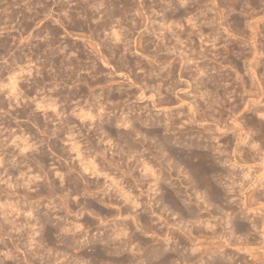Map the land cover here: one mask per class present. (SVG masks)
I'll return each instance as SVG.
<instances>
[{
  "label": "rangeland",
  "instance_id": "rangeland-1",
  "mask_svg": "<svg viewBox=\"0 0 264 264\" xmlns=\"http://www.w3.org/2000/svg\"><path fill=\"white\" fill-rule=\"evenodd\" d=\"M109 1L114 4L113 7L116 8L110 7L112 4ZM81 2H83V0H0V86L2 85L0 89V127L10 126V132L19 135L26 133L28 135L24 142L19 141L15 145H9L10 151L13 154H18V156H21L18 152L19 148H21L20 145L26 148L24 152L27 153V165L21 164L12 166L11 164H6L5 168L8 170L7 173H0V264H200L201 260L186 262L182 259L184 255L190 253L189 249L194 241L195 243H200V250H203L200 253L203 257L202 262H205L203 264H206L207 259L211 258V256L208 255L209 253L206 254V252L210 249H215L214 247L218 248V246H221L218 250L219 253L217 252L214 254L215 258L218 259L217 264H264V0H128V2L127 0H87L88 4H83ZM90 2L92 6H89ZM94 2H96V4ZM97 2L103 3V5H99ZM124 2L128 4H126L128 12L124 16H121L123 15L122 13L114 14L112 16L114 22L111 21V25L116 27V29L121 28L122 31L131 30L126 32L130 43L129 45L134 46L136 42H138L139 36L141 37L139 43L136 44L137 46H134L137 50L139 49V54L133 52L132 50L134 47L131 46L132 48L130 47L131 51L128 56H135L133 57L134 59L139 58L138 60L141 65H145V67L144 69H135L133 73H130L128 70L130 74L125 70L126 67L123 68L122 70L124 71L121 70L120 72L122 73L120 74H129L130 79L135 83L129 85L132 81L123 79L125 77H119L117 73H115L112 79V81H114L112 86L116 87V85H118L117 87L126 88V90H128L136 88V86H141L143 83H146V81L147 83L149 81L150 84L148 83L147 86L149 88L145 87L144 89L147 90L145 91L144 98L136 100L134 97H131L126 101L125 97H123V101L121 100L124 102L123 104H118L122 103L121 101L114 103L117 107L112 104L114 107L112 106L113 108L111 107V110L109 109V116L114 113L120 115V110L129 105L133 109L126 114L128 118L130 114L131 120H135L136 123H139V120H136V116L144 119L145 116L150 113L151 117L148 116V118L155 119L156 123L154 126L160 128H165V118H170V116L175 118L179 116V121H184V124L178 121L179 123L174 125L175 129L170 130V132L166 130L163 132L162 128V133L173 138V142L174 139H192L196 136L198 131L199 135L203 134L204 136L212 133L211 139L207 137H203L204 140L202 139V141H204L203 144L209 145L208 149L203 146L199 147L198 150H207L206 152L211 154V160L213 159L212 165L216 173L218 172V174H221L223 172L222 175H217L218 177L215 175V177L212 178V182H215L213 185H216H214L215 188L220 189V191L221 189L223 190V186L226 185L223 175L226 171H229L232 173V178L235 180V191H230L225 187L223 191H226H221L223 195L219 198L220 200L209 201L208 194L205 190L206 188H204L205 186L202 185L197 192L194 191L195 189L192 188L193 186H190L193 185V181L189 179V176L192 174L190 172L191 168H189V171L187 169L190 163L186 165V163L176 159L174 156H168L167 158H170L167 159L166 162L178 167H171V165L169 169L171 176L166 180L168 182H161L170 189H172L171 187L180 189L186 203L189 198L193 199L191 200V203H193L194 199L199 197H196V194H202L201 196L204 198H198L200 200H198V202H202V199H205L206 202L208 201L211 203L207 205L208 207L210 206L207 210L201 211L204 213V217H210L211 222L213 221L212 223L214 224L213 227L216 228L218 232H223L225 234L232 228V234H230L227 240L229 244L226 241L228 236L224 237L225 239L220 237H214V239L207 238V236H210L209 229H206L202 224L200 228L205 232L203 231V233L199 234H196L194 231L193 233L190 232V238H188L187 234H184L186 230L190 231L200 224L192 221L193 219H189L185 215H181L177 209L171 207L167 200L162 201L159 197H161V192L164 191V189H157L155 191V188H153V191H147L148 186L145 187V185H148V183L143 182V184L145 183L143 185L144 188L141 186V189L135 184L136 182L134 183L132 177L139 175L140 166L136 165L134 157L131 156L130 160V156H128V154L125 155V143L116 135H110L109 138L112 137L111 140L106 142V138H103V134H100V131V135L98 134L99 136L96 135L97 130L90 133L91 138L95 139V141L99 137L98 141H100L101 147L109 148L107 156L109 157L112 153L113 159H118V163L123 166L119 168L116 166H106L104 172L107 176L98 175L95 177L88 172L83 173L84 179L90 182L89 187L91 185H97L95 187L91 186L90 188L88 187V189L85 187L84 190L75 189L76 191L70 188L66 189V181L64 180V176L66 175L65 169L66 166L72 164V159H65L64 162L63 158L68 156L65 155L64 157L57 158L56 153L51 150L48 144V133L45 130L43 132L42 129L44 127L41 125V110H36L35 106L30 101L29 103L21 102L18 104H14L15 102L12 101V97L14 96L32 97V88L29 86L32 85L30 81L35 76L39 80L43 79V82L45 81L43 83L44 85L50 83L55 84V87L63 92L76 88L78 91L83 88L82 91L77 92L79 94L76 97V100L82 102L85 101L86 94L90 90L95 92L101 91L102 89L100 86L102 84L94 85L93 87L95 88H89L88 85H85V81L90 80V75L83 67L87 66V64L89 65L90 62L84 56L77 55L78 51L76 48L78 46V48H86L88 51L90 50L93 52H91L92 55L95 54L94 50L89 47L87 43H93V41L94 43H98L102 41L104 33L98 30L97 35H93L89 30L90 27H97V24L105 19L103 16L104 8L110 7L113 10L117 9L120 11L121 7L123 10ZM94 4L95 7H93ZM115 5L121 7L119 8ZM85 7H88L87 10L89 7H91L90 9H95H89L90 11H95L93 12V19L89 21L86 20L89 11H86ZM130 7H132V9H130ZM102 16L104 18L103 20ZM71 17L74 18L72 19ZM126 17L129 18L127 19ZM149 21L151 22L149 23ZM73 22H75V24ZM81 22L83 23L82 26L76 24ZM166 24H170L168 26L178 31L180 36L182 33L183 38L182 36H178L180 39L179 41H169L172 37H170V31L167 30L166 32V29H164V27L167 26ZM147 25L148 27L155 28L156 32L160 34L163 31L165 40L159 41L160 37L157 38V33L149 34L147 32L143 34V30ZM70 26L72 27L70 28ZM51 27L57 29L56 39L52 44L53 48L58 50L57 53H55L57 57H55L60 60L63 58L66 59L67 57L72 58V65L76 64L78 61L76 64L77 68L75 67L72 70L64 68L62 67V64L65 63L64 61L59 64V61H54L56 60L55 58L51 60L43 56L49 48V46H45L46 41L49 39V34H47L45 30ZM99 35H101V37ZM97 38L99 40H97ZM135 39L136 41L134 42ZM174 43H176L175 49L171 46ZM200 45L201 48H199ZM35 47H38L37 50ZM145 47L148 49L146 48V52L142 51L143 54L140 55L141 49ZM28 48L30 51L34 49L32 50L33 52L31 51L32 54L30 51V54L27 52L29 50ZM43 48H45V50H43ZM102 48L101 50H103ZM86 49L84 53L87 52ZM157 49H159L158 53H156L158 56L155 55V50ZM169 49L171 51H169ZM172 49L173 51L176 49L179 51L176 50L173 52ZM199 49H206V58H198ZM26 52L29 55L31 65H28V60V62L24 60L26 57L24 58L23 55ZM150 52L151 55H154V58L156 57V62L152 65L156 69L153 73H157V75L150 74V76H148L149 72L145 71L149 69L147 60L152 57L151 55H147L148 57L144 56ZM179 52L181 54H179ZM183 52L185 56L189 58L187 61L186 58L182 56L184 55L182 54ZM17 53H20L23 58H21L20 54L18 56ZM15 57L17 58L16 63ZM20 58L21 60H18ZM180 58H183L181 62ZM184 58L186 61L184 66L186 67L182 68ZM17 62L21 64H17ZM97 62L98 65L101 66L98 60ZM13 63L15 64L13 65ZM193 63H200L202 68L203 66L206 67V69L203 68L206 73L202 75V77L195 74L194 66L196 64L193 65ZM16 64L17 67L25 65L23 67L31 69L32 75H22L23 77L21 76L17 79L18 82L16 81L15 89L11 91L9 75L19 74L17 72L18 68L15 67ZM107 69L108 68L101 66V72L99 74H105L108 72ZM12 70L16 73H13ZM34 70L37 72L35 73ZM38 71L41 74L37 77ZM86 73L88 75H86ZM69 74L73 75L69 77ZM136 74L138 77H134ZM122 79L124 81H122ZM200 80H202V83H199ZM27 82H29L30 85H28L29 83ZM84 89L86 91H84ZM157 89L159 91H157ZM156 91L159 92V94L157 93L158 96ZM149 94L156 95L153 99L156 101L155 98H157V102L154 101V103H151L152 101L147 98ZM64 102L65 101H60L57 106L60 104L63 105ZM217 102L218 104H216ZM195 103L197 105L199 104V107ZM71 104L72 102L64 103L65 106L63 105V108H65L66 114H69L70 109H68V106ZM188 104H191V106H193L192 108L195 109H192L193 112L195 111L193 116L196 114L194 117H189L191 111L188 109ZM161 105L166 107L162 108ZM24 111L25 113H23ZM47 112L50 114L51 110L48 109ZM56 122L57 120L53 123ZM190 122L192 123L190 124ZM183 125L189 127L188 129H190V132H188L189 135L185 134L183 138H180L181 136L178 135L184 132L183 129L180 131V128L184 127ZM218 126L220 127L218 128ZM117 128L123 129L122 126H118ZM139 128H141L142 132L139 133L138 136H135V139L138 138L137 141L143 143L144 141L147 143L151 140V143L160 141L157 139L158 136L153 139L149 137V140L144 131L145 126L142 124H140ZM236 130L238 133H236ZM198 139L200 140L201 138L198 137ZM250 140L252 141L250 142ZM121 141L122 143H120ZM32 143H34V146L31 145ZM55 144L60 146V140L55 141ZM177 144L178 143H175L174 145L176 146ZM217 147L221 152L223 150V152L220 153ZM156 149L157 148L154 147L153 150L156 151ZM41 150L45 151V158L43 161L40 158ZM146 152L147 150L141 146L137 153L140 155ZM118 156H120L121 159ZM225 158L227 160L230 159V161H227ZM234 159L235 161L233 162L235 163L231 162ZM35 160H38L43 166L41 167V165H39L40 163H37ZM73 161L75 162L74 159ZM121 161H123V163ZM125 162L127 163V167H125ZM76 163L77 162H75V167H73L74 169H72L70 173L78 179L80 173H77V171H79V166L77 165L78 163ZM18 167L21 171L23 170L24 175H20ZM130 167H132V169ZM128 169H130L128 171L129 173L123 172ZM155 169L157 171L158 167L155 166L154 170ZM24 177L26 178L25 180L29 181L26 183V186L27 184L31 186H27V188L26 186L24 187L22 183ZM111 178H113V180L115 179V187L114 184L110 182ZM49 186L55 188L51 193L48 192ZM35 188L38 191L35 194H31V196L30 193L27 192L30 197H26L27 194L24 193L28 190H34ZM123 190L126 195L128 194L131 197V200L136 196V199H139V204L137 202L134 206V204H131L132 202L124 200V195H121L124 194ZM226 197L227 199L225 200L224 198ZM28 203H30V206ZM228 204L230 207H228ZM241 204H244V206H241ZM17 206L22 207L21 209L31 207L34 217H30L27 220L22 217L15 221L18 224L13 223L14 217H10V209L14 211V208ZM203 206H206V203H203ZM117 207L118 209L120 207V209L118 210ZM208 211L210 212L209 214L207 213ZM139 216L142 218L145 216V220L140 219L141 217ZM134 219L137 221L135 222ZM227 219H230V222L226 223ZM238 227L241 228V230H239ZM202 234L204 236H202ZM167 237L168 239H166ZM192 237L196 239L188 240ZM66 241H68L69 244H65ZM8 249L10 252L6 255L5 253ZM156 252L162 254L155 257L154 255ZM223 252L225 254L227 253V255L223 254ZM180 254L182 255L181 258ZM163 256L167 257L163 260L160 259L163 258Z\"/></svg>",
  "mask_w": 264,
  "mask_h": 264
},
{
  "label": "bare ground",
  "instance_id": "bare-ground-1",
  "mask_svg": "<svg viewBox=\"0 0 264 264\" xmlns=\"http://www.w3.org/2000/svg\"><path fill=\"white\" fill-rule=\"evenodd\" d=\"M70 1V0H69ZM76 1H78V0H76ZM80 1V0H79ZM88 1H91V0H88ZM124 1V0H123ZM72 2V1H71ZM93 2V1H92ZM101 2V1H100ZM106 2V1H105ZM110 2V1H109ZM127 2H128V0H127ZM80 3V2H79ZM81 3H86V4H88V2H87V0L85 1V0H83V2H81ZM95 4H96V2H94ZM97 3H99V2H97ZM111 3V2H110ZM76 4V3H75ZM91 4V5H90ZM90 4H89V6H92V3L90 2ZM95 4H94V6L93 7H95ZM101 3H99V5H100ZM112 4V3H111ZM110 4V5H111ZM127 4V3H126ZM126 4H125V2H124V4H123V10H122V7H121V10L119 11V10H113L112 8H116V7H113V5L114 4H112V6H110V7H112V8H110V7H106V9H105V11H104V9H103V12H104V17H105V19L103 18V16H102V22H100L99 24H97V27L95 26V28L92 30V31H94L95 33H97L98 32V30L99 31H101V32H103L104 34H103V36H104V38L102 39V41H99L98 43L97 42H95L94 43V41H93V43H91V42H89V43H87L88 45H89V47H91L93 50H94V53L95 54H91V52L92 51H88L86 48V51L87 52H85L84 53V51H85V49L83 50L81 47L80 48H76L77 49V51H78V54L77 55H80V56H84L89 62H90V64L88 65L87 64V66H84L83 67V69H85V71H87V73L90 75L89 77V79L90 80H88V81H85V85H88V87L90 88V87H93L94 85H96V84H102L101 86H100V88L102 89L101 91H99V92H95V91H92V90H90L87 94H86V98H85V101H78V100H76V97H77V95L79 94V93H77V92H79V91H82L83 90V88H82V90L80 89V90H76V89H70L69 91H66V92H63V91H61L60 89H57L56 87H55V84H52V83H50V84H46V85H44L43 83L45 82H43V79H41V80H39V79H37L36 78V76L35 77H33L32 78V80L30 81L31 83H32V85L31 86H29L30 88H32L31 90H32V92L31 93H33V95H32V97H30V98H27L26 96H23V97H17V96H14V97H12V101H14L15 103L14 104H18V103H21V102H24V103H29V101L30 102H32L33 103V105L35 106V109L36 110H41V119H42V124L41 125H43V127L44 128H42L43 129V132H44V130L45 131H47V137H49V146L51 147V150L53 151V152H55L56 153V156H57V158H60V157H64L65 155L66 156H68V157H64L63 158V160H64V162H65V159H68V158H70V159H72V164L71 165H69V166H66V169H65V173H66V175L64 176L65 178H64V180L66 181V186H67V188L66 189H73V190H75V189H79V190H81V189H83L84 190V188L85 187H87V189H88V187H89V184H90V182L87 180V179H84V176H83V173H86V172H88L90 175H94L95 177L96 176H98V175H103V176H107L106 175V173L104 172V170L106 169V166H116V167H122L123 165L122 164H119L118 163V159H116L115 160V158L113 159V157H112V153L110 154V156L108 157L107 156V153H108V150H109V148H105V147H101V145H100V141H98L99 140V137H98V139L95 141V139H92L91 138V136H90V133L91 132H93L94 130L96 131V135H98L99 134V131H100V134H103V138H106V142H109L110 140H111V138H109V136L110 135H116L118 138H120L125 144H124V147H125V152H126V154L125 155H127L128 154V156H130L129 157V159L131 158V156L132 157H134V160L136 161V165L137 166H140V173H139V175L138 176H133L132 177V179H133V181H134V183L137 185V186H139L140 187V189H141V186H142V188H144L143 187V185L145 184H143V182H146V183H148V185L146 184L145 185V187H147L148 186V190L147 191H149V190H151V191H153L152 189L153 188H155V191L157 190V189H164V191H162L161 193H162V195H161V197H159V198H161V200L162 201H165V200H167L168 202H169V204L171 205V207L172 208H174V209H177L179 212H180V214L181 215H185V216H187L189 219H193L192 221H194V222H197L198 224H200L199 226H197L196 228H194V229H192V230H190V231H187L186 230V232L184 233V234H187V237L188 238H190V234L191 233H193V231L196 233V234H199V233H203V229L202 228H200V226H201V224H202V226H204L206 229H209V235L210 236H207V238L209 237V238H213L214 239V237H220V238H224V237H227L226 238V241L229 239V236H230V234H232V228L227 232V233H221V232H218V230L216 229V228H214L213 226H214V224L211 222V220H210V217L209 218H207V217H204V213L203 212H201V211H203V210H207V208H209L207 205H210L211 203L210 202H206L205 201V199H202V202H198V198H200V197H203V196H201V195H197L196 194V197L197 196H199L198 198H196V199H194V201H193V203H191V200H193V199H191V198H189L188 199V202L186 203L185 202V198L184 197H182V193L180 192V189H178V188H173V187H171L172 189H170V188H168L167 186H165V184L163 185L162 184V182L161 181H166L171 175V172L169 171V169H170V166L171 167H173V166H176V165H173V164H168V162H166V160L167 159H169L171 156H174V157H176V159H178V160H182V162L183 163H186V165H188L187 163H190L189 165H188V167H187V169H188V171H189V168H191L190 169V172L192 173H190L189 175V179L191 180V181H193L192 183H193V185H190L193 189H195L194 191L195 192H197V190L203 185V186H205L204 188H206L205 190H206V193L208 194V199H209V201H211V200H213V201H217V199L218 200H220L219 198H221V196L223 195L222 193L223 192H225V191H223L224 190V188L226 187V189H228V190H230V191H235V188H234V179L232 178V173L231 172H229V171H226L225 173H224V177L223 178H225V181H226V185L225 186H223V190L221 189V191H223V192H221L220 191V189H218V188H215V186L213 185V183H215V182H212L213 180H212V178L213 177H215V175L217 176H220V175H222V173L221 174H218V172L216 173V171H215V168L213 167V162H212V160H211V158H210V153H207L206 151H201V150H198V148L199 147H207V149H208V147H209V145L208 144H203V142L204 141H202V139H203V137H207V138H210L211 137V134L210 135H206V136H204L203 134L202 135H199V131L197 132V134H196V136L194 137V138H192V139H184L183 138V136H185V134L187 135L188 134V132H190V129H188L189 127H187L186 125L182 128H180V131H181V129H183V131L184 132H181V135H178V136H181L180 138H183V140H177V139H174V142H173V138H171L170 136H168V135H165V133H162V128H160V127H158V126H154L155 125V123H156V120L155 119H151V118H148V116H150L151 114L149 113V115H147V116H145V118L143 119H141L140 117H138V116H136L137 118H136V120L138 121L139 120V123H136L135 122V120H131L132 118H130V114L128 115L129 116V118L126 116V114H128L129 112H131L132 111V107H130L129 105H128V107H126L125 106V108H122L120 111V115H118V113H117V115L115 114H113V115H111V116H109V113H110V108L114 105V103H118V102H120L121 100L123 101V97H125V100L127 101V100H129V98H135L136 100H140V99H142V98H144L145 97V91H147V90H144L145 89V87H147L148 86V83L150 84V82L148 81V83H147V81H146V83H143L141 86H136V88H131V89H128V90H126V88H120V87H117L118 85H116V87H113L112 86V84H114V81H112V79H113V76H114V74L115 73H117V75L120 77H125V78H123V79H129L130 81H132L131 79H130V73L132 72L133 73V70H135V69H138V68H142V69H144V67H145V65H141V63H140V61L136 58V59H134L133 57H135V56H132L131 57V55H130V57L128 56V54L130 53V51H131V49H130V47L132 46V45H129L130 43H129V39L127 38V31L129 30H127V31H122V29L120 28V29H116V27H114L113 25H111V21H113L112 20V16L114 15V14H116V13H122L123 15H121V16H124L128 11H127V7H126ZM130 4V3H129ZM80 5V4H79ZM101 5H103V3L101 4ZM128 5V4H127ZM81 6V5H80ZM85 6V5H84ZM115 6H117V5H115ZM132 6V5H131ZM46 7V6H45ZM117 7H119V6H117ZM119 7V8H120ZM42 8V7H41ZM86 8V11H89V13H87V21H89L90 19H93V12H95V11H90V10H93L94 8H92V9H90L91 7H89V9L87 10V8L88 7H85ZM46 9V8H45ZM44 9V10H45ZM48 9V8H47ZM130 9H132V7H130ZM85 10V9H84ZM95 10V9H94ZM97 10V9H96ZM129 10V9H128ZM85 11V12H86ZM191 12V11H190ZM49 13V12H48ZM69 14V13H68ZM145 14V13H144ZM183 14V13H182ZM73 15V14H72ZM85 15V14H84ZM138 15H139V13H138ZM67 16H70V15H67ZM132 16V15H131ZM130 16V17H131ZM171 17V16H170ZM68 18V17H67ZM72 18V17H71ZM74 18V17H73ZM72 18V19H73ZM122 18V17H121ZM127 19L129 18V17H126ZM132 18V17H131ZM142 18V17H141ZM167 18V17H166ZM69 19V18H68ZM71 19V20H72ZM114 19V18H113ZM123 19V18H122ZM126 19V20H127ZM75 20V19H74ZM79 20V19H78ZM85 20V21H86ZM101 20V19H100ZM120 20V19H119ZM132 20V19H131ZM150 20V19H149ZM164 20H166V19H164ZM69 21H70V19H69ZM73 21V20H72ZM81 21V20H80ZM168 21V20H167ZM75 22H77V21H75ZM75 22H73L74 24H75ZM114 22V21H113ZM116 22V21H115ZM118 22V21H117ZM135 22V21H134ZM151 21H149V23H150ZM164 22V21H163ZM89 23V22H88ZM153 23V22H152ZM172 22L170 21V24H171ZM74 24H72V25H74ZM78 26H82V22L81 23H76ZM87 24V23H86ZM170 24H168V25H170ZM77 25H76V27H77ZM117 25V24H116ZM144 25V24H143ZM149 25V24H148ZM148 25L147 26H145V28H144V30H143V34H146L147 32L150 34V33H157L156 34V36H157V38L158 37H160V39H159V41L160 40H163L165 37H164V35H163V31H162V33L160 34V33H158V32H156V29L155 28H152V27H148ZM167 25V24H166ZM163 26L164 27V29H166V32H167V30L168 31H170V37H172L171 38V40H169V41H173V42H177V41H179L180 39H179V37H181L182 36V33H181V36L178 34V31H175V29H172L171 27H169V26ZM172 25V24H171ZM180 25V24H179ZM134 26V25H133ZM154 26V25H153ZM72 26H70V28H71ZM89 27H90V25H89ZM136 27V26H135ZM173 27V26H172ZM197 27H199V26H197ZM250 27V26H249ZM254 27V26H253ZM80 28V27H79ZM90 28H92V27H90ZM162 28V27H161ZM46 29V28H45ZM77 29V28H76ZM133 29V28H132ZM56 29H52V30H50V34H51V37H49V39L46 41V43H45V46H49V48H48V50L46 51V53L43 55L44 57H47V58H50L51 60H53L54 58L56 59V60H54L55 62H57V61H59L58 63L60 64L62 61H64L65 63H63L62 65V67H64V68H68V69H70V70H72L73 68H75L76 67V64H77V62H76V64H73L72 65V63H73V61H72V58H69V57H65L66 59H59V58H56L57 56L55 55V53H57V51L58 50H55L54 48H53V46H52V44L54 43V36H55V34H56V31H55ZM137 30V29H136ZM199 30V29H198ZM253 30V29H252ZM89 31V30H88ZM129 31H131V30H129ZM128 31V32H129ZM200 31V30H199ZM41 32V31H40ZM141 32V31H140ZM140 32H139V34H140ZM160 32H161V30H160ZM39 33V32H38ZM91 34H92V32H91ZM131 34V33H130ZM52 35H53V38H52ZM57 35V34H56ZM93 35H95V34H93ZM97 35V34H96ZM100 37H101V35H99ZM179 36V37H178ZM202 36V35H201ZM100 37H99V39H100ZM133 37V36H132ZM167 37V36H166ZM169 37V36H168ZM141 37L139 36V39H140ZM155 38V37H154ZM182 38H183V36H182ZM215 38V37H214ZM98 38H97V40H99ZM138 39V38H137ZM139 39L137 40L138 42H136V44H138L139 43ZM90 40V39H89ZM96 40V41H97ZM142 40V39H141ZM145 40V39H144ZM147 40V39H146ZM165 40V39H164ZM183 40V39H182ZM181 40V41H182ZM186 40V39H185ZM92 41V40H91ZM130 41H131V39H130ZM136 41V39L134 40V42ZM158 41V40H157ZM168 41V40H167ZM88 42V41H87ZM140 42H142V41H140ZM145 42V41H144ZM155 42V41H154ZM162 42H164V41H162ZM2 43H3V41H2ZM39 43V42H38ZM158 43V42H157ZM167 43V42H166ZM42 44V43H41ZM134 45V46H137V45ZM141 44V43H140ZM143 44V43H142ZM154 44V43H153ZM159 44V43H158ZM161 44V43H160ZM168 44H170V43H168ZM176 43H174V44H172L171 46H173L172 48H176V45H175ZM181 44V43H180ZM191 44V43H190ZM69 45V44H68ZM148 45V44H147ZM199 45V44H198ZM73 46H75V45H73ZM72 46V47H73ZM134 46H132V47H134ZM146 46V45H145ZM156 46H158V45H156ZM163 46V45H162ZM165 46V45H164ZM103 49V50H101V48ZM131 47V48H132ZM142 47H144V46H142ZM148 47V46H147ZM147 47H145L143 50L141 49V52H140V55H142L143 54V52H146L145 50H146V48ZM36 48V50H37V48L38 47H35ZM40 48V47H39ZM75 48V47H74ZM138 48H140V47H138ZM157 48H159V47H157ZM162 48V47H161ZM160 48V49H161ZM169 48V47H168ZM199 48H201V45H200V47ZM29 49V48H28ZM148 49V48H147ZM164 49V48H163ZM178 49H179V47H178ZM178 49H176L177 51H179ZM181 49V48H180ZM32 50H34V49H32ZM31 50V51H32ZM39 50V49H38ZM43 50H45V48H43ZM74 50V49H73ZM162 50V49H161ZM175 50V51H176ZM30 51V49L27 51V52H29ZM30 51V52H31ZM63 51V50H62ZM104 51V52H103ZM133 52H135V53H138L139 52V49L137 50V48H133V50H132ZM143 51V52H142ZM156 52H155V55H156V53H158V51H159V49H157V50H155ZM165 51H167V50H165ZM169 51H171L170 49H169ZM172 51H173V49H172ZM175 51H173V52H175ZM22 52H24V51H22ZM26 52V53H27ZM30 52H29V54H30ZM33 52V51H32ZM32 52H31V54H32ZM71 52V51H70ZM69 52V53H70ZM73 52V51H72ZM185 52V51H184ZM182 53V54H184V55H182L183 57H185L186 58V61H187V59H189V58H187V56H185V53ZM21 53V52H20ZM20 53H17V55L19 56V54ZM25 53V54H26ZM67 53V52H66ZM66 53H65V55H66ZM68 53V54H69ZM93 53V52H92ZM153 53H154V51H153ZM22 54H24V53H22ZM23 55L24 56V58L26 57V59H24V60H28L29 61V63H28V65L30 64V58H29V55H28V53L26 54V55ZM139 54V53H138ZM171 54H172V52H171ZM175 54V53H174ZM179 54H181L180 52H179ZM178 54V55H179ZM195 54H197V53H195ZM147 55H151V52L150 53H147L144 57H148ZM20 56H21V54H20ZM31 56V55H30ZM54 56V57H53ZM56 56V57H55ZM64 56V55H63ZM79 56V57H80ZM156 56H158V54L156 55ZM171 56V55H170ZM200 56V57H199ZM33 57V56H32ZM31 57V58H32ZM71 57V56H70ZM73 57V56H72ZM83 57V58H84ZM151 57L152 58H149L148 60H147V66H148V68L149 69H147V70H145V71H147V72H149L148 73V76H150V74H156L157 75V73H153L156 69H155V67H153V63L154 62H156V60H155V58H154V55H151ZM162 57V56H161ZM190 57V56H189ZM206 58V49H199V51H198V58ZM16 58V57H15ZM21 58H23L22 56H21ZM21 58L20 59H18V60H21ZM38 58V57H37ZM36 58V59H37ZM53 58V59H52ZM61 58V57H60ZM158 58V57H157ZM169 58V57H168ZM178 58H179V56H178ZM185 58H184V60H183V66H182V68H184V67H186V66H184V63L186 62L185 61ZM14 59V58H13ZM12 59V60H13ZM39 59V58H38ZM57 59H59V60H57ZM145 59V58H144ZM161 59V58H160ZM166 59V58H165ZM170 59V58H169ZM183 59V58H182ZM181 58H180V62H181V60H182ZM210 59V58H209ZM16 60H17V58L15 59V63H16ZM77 60V59H76ZM85 60V59H84ZM83 60V61H84ZM96 60V61H95ZM97 60L100 62L99 64L101 65V66H104V67H106V68H108L107 70H108V72H106L105 74H99L100 72H101V66H99L98 65V62H97ZM157 60H159V59H157ZM190 60H191V58H190ZM193 60V59H192ZM194 60H196V59H194ZM27 61V62H28ZM82 61V62H83ZM87 61V62H88ZM169 61V60H168ZM170 61H172V60H170ZM164 62V61H163ZM178 62V61H177ZM201 62V61H200ZM15 63H13V65L15 64ZM19 62H17V64H18ZM21 63H22V61H21ZM21 63H19V64H21ZM25 63V62H24ZM36 63V62H35ZM43 63H44V61H43ZM51 63V62H50ZM188 63V62H187ZM17 64L15 65V67H17ZM23 64V63H22ZM159 64V63H158ZM165 64V63H164ZM194 64H196V63H193V65ZM27 65V64H26ZM31 65V64H30ZM46 65V64H45ZM51 65V64H50ZM70 65H72V66H70ZM79 65V64H78ZM160 65V64H159ZM188 65V64H187ZM204 65V64H203ZM12 66V65H11ZM23 66H25V65H23ZM23 66H20V67H17L18 68V75H17V73L15 72V71H13V73H16V75L14 76L13 74H10L9 75V77H10V84H11V91H13L14 89H15V87H16V81H17V79H19L22 75H24V74H27V75H32V72H31V69H29V68H27V67H23ZM56 66V65H55ZM61 66V65H60ZM81 66V65H80ZM12 67H14V66H12ZM44 67V66H43ZM58 67V66H57ZM56 67V68H57ZM82 67V66H81ZM126 67V69L125 70H127V73H129L128 72V70L130 71V73L129 74H120V73H122V72H120L123 68H125ZM157 67V66H156ZM172 67V66H171ZM195 68V74H197V75H199V76H201L202 77V75H204L205 73H206V71L204 70V69H206V67H204L203 66V68H202V66H201V64L199 63V64H196L195 66H194ZM51 68V67H50ZM54 68V67H53ZM77 68V67H76ZM128 68V69H127ZM13 69V68H12ZM181 69V68H180ZM187 69V68H186ZM190 69V68H189ZM17 70V69H16ZM70 70H68V71H70ZM75 70H77V69H75ZM210 70V69H209ZM11 71V70H10ZM9 71V72H10ZM35 71V73L37 72L36 70H34ZM122 71H124V70H122ZM190 71V70H189ZM188 71V72H189ZM39 72V71H38ZM73 72V71H72ZM77 72V71H76ZM135 72V71H134ZM186 72V71H185ZM249 72H250V70H249ZM78 73H80V72H78ZM86 73V75H88ZM181 73H182V71H181ZM41 73L39 72L38 73V75H37V77L40 75ZM68 74V73H67ZM20 75V76H19ZM71 75H73V74H69V77H71ZM82 75H84V74H82ZM142 75V74H141ZM158 75H159V73H158ZM196 75V76H197ZM208 75V74H207ZM255 75V74H254ZM19 76V77H18ZM24 76H26V75H24ZM80 76V75H79ZM135 76H137V74L136 75H134V77ZM164 76V75H163ZM23 77V76H22ZM28 77V76H27ZM73 77V76H72ZM76 77L78 78V76L76 75ZM83 77V76H82ZM84 77H86V76H84ZM138 77V76H137ZM183 77V76H182ZM210 77H212V76H210ZM250 77H251V75H250ZM25 78V77H24ZM41 78V77H40ZM75 78V77H74ZM76 78V79H77ZM92 78H94V79H92ZM141 78V77H140ZM160 78V77H159ZM164 78V77H163ZM200 78V77H199ZM26 79H29V78H26ZM25 79V80H26ZM52 79V78H51ZM75 79V80H76ZM83 79V78H82ZM81 79V80H82ZM85 79V78H84ZM122 79V81H124ZM133 79V78H132ZM150 79V78H149ZM193 79V78H192ZM195 79H197V78H195ZM30 80V79H29ZM60 80V79H59ZM74 80V79H73ZM78 80V79H77ZM140 80V79H139ZM142 80V79H141ZM212 80V79H211ZM22 81V80H21ZM28 81V80H27ZM145 81V80H144ZM209 81H210V79H209ZM18 82V81H17ZM73 82H75V81H73ZM77 82V81H76ZM175 82V81H174ZM174 82H173V84H174ZM197 82V81H196ZM202 83V80H200L199 81V83ZM205 82V81H204ZM203 82V83H204ZM27 83H29V82H27ZM80 83H81V81H80ZM135 82L134 81H132L131 83H129V85H132V84H134ZM162 83V82H161ZM186 83V82H185ZM58 84V83H57ZM83 84H84V81H83ZM173 84H171V85H173ZM28 85H30V83L28 84ZM153 85V84H152ZM169 85H170V83H169ZM195 85V84H194ZM2 86V85H1ZM1 86H0V89H1ZM98 86V85H97ZM167 86V85H166ZM78 87H80V86H78ZM160 87V86H159ZM163 87V86H162ZM170 87V86H169ZM195 87V86H194ZM61 88V87H60ZM85 88V87H84ZM93 88H95V87H93ZM147 88H149V87H147ZM151 88V87H150ZM161 88V87H160ZM201 88V87H200ZM29 89V88H28ZM27 89V90H28ZM92 89V88H91ZM152 89V88H151ZM169 89H171V88H169ZM16 90H17V88H16ZM26 90V91H27ZM30 90V91H31ZM168 90V89H167ZM25 91V92H26ZM29 91V90H28ZM84 91H86L85 89H84ZM157 91H159L158 89H157ZM156 91V94L158 93L159 94V92H157ZM204 92H206V91H204ZM86 93V92H85ZM162 93V92H161ZM202 93V92H201ZM84 94V93H83ZM158 94H157V96H158ZM85 95V94H84ZM161 95V94H160ZM206 95V94H205ZM213 95V94H212ZM81 96V95H80ZM154 96H156V95H154V94H149L148 96H147V98H149L150 99V101H152L151 103H154V99H153V97ZM199 96V95H198ZM201 96H204V95H201ZM196 97V96H195ZM27 100H26V99ZM127 98V99H126ZM165 98V97H164ZM229 98V97H228ZM78 99V98H77ZM152 99V100H151ZM156 99V101L155 102H157V98H155ZM166 99V98H165ZM164 99V100H165ZM175 99H176V97H175ZM194 99V98H193ZM20 100V101H19ZM84 100V99H83ZM116 100H117V102H116ZM119 100V101H118ZM160 100V99H159ZM167 100V99H166ZM169 100V99H168ZM213 100V99H212ZM1 101V100H0ZM60 101L61 102H63V101H65V102H72V104L71 105H69L68 106V109H70V112H69V114H66L65 112H66V110H65V108H63L65 105H64V103H63V105L62 104H60V105H58L57 106V104L58 103H60ZM121 101V102H122ZM206 101V100H205ZM164 102V101H163ZM169 102V101H168ZM170 102H171V99H170ZM214 102V101H213ZM124 102H122V103H118V104H123ZM161 103V102H160ZM159 103V104H160ZM178 103V102H177ZM191 103H193V102H191ZM199 103V102H198ZM113 104V105H112ZM157 104V103H156ZM156 104H155V106H156ZM162 104V103H161ZM196 104V103H195ZM216 104H218V102L216 103ZM220 104V103H219ZM22 105V104H21ZM126 105V104H125ZM189 105V104H188ZM197 105V104H196ZM199 105V104H198ZM197 105V106H198ZM67 106V105H66ZM114 106H116V104L114 105ZM113 106V107H114ZM162 106V105H161ZM112 107V108H113ZM117 107V106H116ZM153 107H154V104H153ZM164 107H166V106H164ZM163 106H162V108H164ZM193 106H191V104L188 106V109H190V113H189V111H188V113H189V117L190 116H193V113L195 112H193V110L192 109H194V108H192ZM199 107V106H198ZM203 107V106H202ZM259 107H261V106H259ZM159 108H161V107H159ZM258 108V107H257ZM48 109H50L51 110V113L50 114H48ZM110 109V110H109ZM126 109V110H125ZM138 109H140V108H138ZM167 109V108H166ZM162 110V109H161ZM195 110V109H194ZM259 110V109H258ZM113 111V110H112ZM119 111V110H118ZM198 111V110H197ZM261 111V110H260ZM23 113H25V111L23 112ZM261 113H262V111H261ZM153 114V113H152ZM170 114V113H169ZM138 115V114H137ZM173 115H175V114H173ZM177 115V114H176ZM196 114H194V116H195ZM210 115V114H209ZM218 115V114H217ZM263 115V114H262ZM34 116V115H33ZM32 116V117H33ZM155 116V115H154ZM193 116V117H194ZM198 116V115H197ZM131 117H133V116H131ZM151 117V116H150ZM199 117V116H198ZM197 117V118H198ZM213 117V116H212ZM34 118V117H33ZM134 118V117H133ZM147 118H148V120H147ZM177 118H178V120H177ZM135 119V118H134ZM182 119V118H181ZM187 119H188V117H187ZM191 119V118H190ZM57 120V122L56 123H53V122H55ZM183 120V119H182ZM40 121V120H39ZM147 121V122H146ZM165 122H166V125L164 126L165 128H163V132H165L164 130H166V131H169L170 132V130H173V129H175V127H174V125L176 124V123H182V124H184V121H182L181 122V120L179 121V116H177V117H171L170 116V118L169 117H167V118H165V120H164ZM179 121V122H178ZM191 121V120H190ZM193 121V120H192ZM195 121V120H194ZM34 122V121H33ZM160 122V121H159ZM34 123H36V122H34ZM192 122H190V124H191ZM140 124H142L143 126H145V129H144V131L146 132V137L148 136V139L150 140V138L151 139H153V138H155V137H157V139H159L160 141L159 142H155V143H151V141H148L147 143L144 141V143L143 142H139V141H137V139H135V136H138V134L139 133H141L142 132V130H141V128H139V126H140ZM162 124H164V123H162ZM189 124V125H190ZM197 124V123H196ZM217 124V123H216ZM118 126H122L123 127V129H118L117 127ZM161 126V125H160ZM178 126V125H177ZM180 126V125H179ZM10 127V126H9ZM9 127L8 126H3V128L2 127H0V173H7V168H5V165L6 164H11L12 166H18V165H21V164H23V165H27V163H28V161H27V153L26 152H24V150L26 149L25 147H22V145H20L21 146V148H19V153H20V155L21 156H18V154H13L11 151H10V148H9V145L11 144V145H15L17 142H24L25 141V139L28 137V135L26 134V133H22V134H15L14 132H10L11 130L9 129ZM42 127V126H41ZM220 126H218V128H219ZM11 128V127H10ZM177 128V127H176ZM206 129V128H205ZM210 129V128H209ZM217 129V128H216ZM223 129V128H222ZM204 130V129H203ZM22 131V130H21ZM239 131V130H238ZM30 132V131H29ZM87 132V133H86ZM178 132H179V129H178ZM191 132H192V130H191ZM206 132V131H205ZM244 132V131H243ZM32 133V132H31ZM203 133V132H202ZM207 133H208V130H207ZM236 133H238L237 132V130H236ZM99 134V135H100ZM172 134V133H171ZM170 134V135H171ZM178 134V133H177ZM179 134H180V132H179ZM239 134H241V133H239ZM98 135V136H99ZM189 135V134H188ZM192 135V134H191ZM190 135V136H191ZM220 135V134H219ZM226 135V134H225ZM247 135V134H246ZM92 136H93V133H92ZM172 136V135H171ZM240 136V135H239ZM97 137V136H96ZM113 137H115V136H113ZM150 137V138H149ZM198 137H200L201 139L199 140L198 139ZM237 137V136H236ZM242 137V136H241ZM59 138V139H58ZM84 140H82V139ZM212 138V137H211ZM210 138V139H211ZM141 139V138H140ZM236 139H238V138H236ZM250 139V138H249ZM57 140H60V142H61V145L60 146H58L57 144H55V141H57ZM101 140V139H100ZM118 140V139H117ZM204 140V139H203ZM213 140V139H212ZM122 141L120 142V143H122ZM143 141V140H142ZM156 141V140H155ZM158 141V140H157ZM241 141V140H240ZM252 140H250V142H251ZM113 142V141H112ZM242 142V141H241ZM175 143H178L176 146L174 145ZM245 143V142H244ZM19 144V143H18ZM237 144H239V143H237ZM246 144H247V142H246ZM31 145H33L34 146V143H32ZM248 145V144H247ZM17 146V145H16ZM142 146V148L144 147V149L145 150H147V152L145 153V154H140V155H138V151H139V147H141ZM250 146V145H249ZM154 147L155 148H157L156 149V151H154L153 149H154ZM255 147V146H254ZM253 147V148H254ZM214 148V147H213ZM252 148V147H251ZM212 149V148H211ZM215 149V148H214ZM217 149H218V147H217ZM219 150V149H218ZM31 151V150H30ZM217 151V150H216ZM220 151V153H222L223 152V150H222V152H221V150H219ZM233 151V150H232ZM120 152V151H119ZM123 152V151H122ZM141 152V151H140ZM244 152V151H243ZM45 151L44 150H41V152H40V158H41V160L43 161L44 160V158H45ZM133 153V154H132ZM122 154V153H121ZM124 155V156H125ZM247 155V154H246ZM123 156V155H122ZM121 156V157H122ZM168 156H170L169 158H167ZM214 156V155H213ZM22 157V158H21ZM119 158H120V156H118ZM173 157V158H174ZM234 157V156H233ZM20 158V159H19ZM227 158V157H226ZM225 158V159H226ZM235 158V157H234ZM62 159V158H61ZM73 159L75 160V162H77L76 164L79 166V171H77V169H76V171H77V173L79 172L80 173V175H79V178L77 179L76 177H74V176H72L71 175V173H70V171L72 170V169H74L73 167H75L74 166V164H75V162L73 161ZM121 159V158H120ZM126 159H128V158H126ZM228 159V158H227ZM226 159V160H227ZM249 159V158H248ZM29 160V159H28ZM118 160V161H117ZM122 160H123V158H122ZM131 160V159H130ZM226 160H224V161H226ZM6 161H8V162H6ZM36 161V160H35ZM59 161V160H58ZM124 161H126V160H124ZM169 161V160H168ZM175 161V160H174ZM227 161H230V159L229 160H227ZM233 161H235V159L234 160H232L231 162H233ZM37 163H40L38 160L36 161ZM63 162V161H62ZM63 162V163H64ZM74 162V163H73ZM122 163H123V161H121ZM134 162V161H133ZM219 162V161H218ZM238 162V161H237ZM240 162V161H239ZM118 163V164H117ZM174 163V162H173ZM233 163H235V162H233ZM104 164V165H103ZM177 164V163H176ZM238 164V163H237ZM39 165H41V167L43 166V164L42 163H40ZM134 165V164H133ZM11 166V167H12ZM129 166V165H128ZM137 166H136V168H137ZM155 166H157L158 167V170L156 171V169L154 170V167ZM60 167V166H59ZM125 167H127V163L125 162ZM176 167H178V166H176ZM81 168V169H80ZM131 169H132V167H130ZM264 168V167H263ZM126 169V168H125ZM130 169H128L127 171H123V170H120V171H123V172H128ZM137 170V169H136ZM173 170V169H172ZM177 170V169H176ZM18 171H19V173H20V175H24V173H23V170L21 171L20 169H19V167H18ZM170 173H169V172ZM187 171V170H186ZM185 171V172H186ZM132 172H134V171H132ZM131 172V173H132ZM176 172H178V171H176ZM129 173V172H128ZM138 173V172H137ZM136 173V174H137ZM166 173V174H165ZM188 173V172H187ZM220 173V172H219ZM29 174V173H28ZM174 174V173H173ZM172 174V175H173ZM132 175V174H131ZM165 175H167V176H165ZM130 176V175H129ZM217 176V177H218ZM226 176V177H225ZM26 177V176H25ZM23 178V185H24V187L26 186V183H28L29 181L28 180H25L26 178ZM20 178V177H19ZM115 178V177H114ZM171 179V178H170ZM188 179V180H189ZM216 179V178H215ZM258 179V178H257ZM27 181V182H25V181ZM115 180V179H114ZM113 180V178H111L110 179V182L112 183V184H114V187L116 186L115 184H116V182ZM188 180H186V181H188ZM230 180V181H229ZM18 181V180H17ZM124 181V180H123ZM171 181V180H170ZM190 181V182H191ZM215 181V180H214ZM30 182H31V180H30ZM166 182H168V181H166ZM172 182V181H171ZM177 182V181H176ZM189 182V183H190ZM240 182V181H239ZM6 183V182H5ZM21 183V184H22ZM170 183V182H169ZM169 183H168V185H169ZM191 183V184H192ZM236 183V182H235ZM262 183V182H261ZM118 184V183H117ZM13 185V184H12ZM175 185V184H174ZM243 185V184H242ZM260 185V184H259ZM27 186H28V184H27ZM27 186H26V188H27ZM29 186H31V185H29ZM28 186V187H29ZM92 186V185H91ZM90 186V187H91ZM94 187L95 186H97V185H93ZM92 186V187H93ZM136 186V187H137ZM238 186V185H237ZM23 187V188H24ZM89 187V188H90ZM126 187V186H125ZM190 187V188H191ZM99 188V187H98ZM181 188V187H180ZM185 188V187H184ZM191 188V189H192ZM29 189V188H28ZM87 189H85V190H87ZM119 189H121V188H119ZM140 189H138V190H140ZM178 189V190H177ZM203 189V188H202ZM242 189V188H241ZM240 189V190H241ZM23 190H25V189H23ZM27 190V189H26ZM40 190V189H39ZM55 190V188L53 187V186H49V190H48V192H53ZM90 190V189H89ZM92 190V189H91ZM118 190V189H117ZM144 190V189H143ZM200 190V189H199ZM198 190V191H199ZM244 190V189H243ZM18 191V190H17ZM38 190L35 188L34 190H28V191H26L24 194H27V196L26 195H24V194H22L23 196H26V197H30L31 196V194H35L36 192H37ZM68 191V190H67ZM66 191V192H67ZM76 191V190H75ZM116 191V190H115ZM120 191V190H119ZM204 191V190H203ZM254 191V190H253ZM252 191V192H253ZM30 193V196H28L29 194L28 193ZM65 192V193H66ZM86 192V191H85ZM106 192V191H105ZM123 192H124V190H123ZM122 192V193H123ZM140 192V191H139ZM228 192V191H227ZM260 192V191H259ZM141 193V192H140ZM186 193V192H185ZM244 193V192H243ZM67 194V193H66ZM69 194V193H68ZM91 194V193H90ZM149 194V193H148ZM195 194V193H194ZM120 195V194H119ZM121 195H124V198H123V196H122V198L124 199V200H126V201H130V202H132L131 204H134V206H135V204H137V202H138V200L139 199H136V196H135V198H133L132 200L130 199L131 197L128 195H126L125 194V192H124V194H121ZM143 195V194H142ZM204 195V194H203ZM100 197V196H99ZM150 197V196H149ZM148 198V197H147ZM204 198V197H203ZM149 199V198H148ZM164 199V200H163ZM225 200L227 199V197L226 198H224ZM140 200H141V198H140ZM150 200V199H149ZM148 200V201H149ZM157 200V199H156ZM223 200V199H222ZM64 201V200H63ZM200 201V200H199ZM237 201V200H236ZM140 202H142V201H140ZM230 202V201H229ZM203 203H206V206H203ZM215 203V202H214ZM226 203V202H225ZM239 203V202H238ZM242 203V202H241ZM243 203H244V201H243ZM32 204V203H31ZM138 204H139V202H138ZM167 204V203H166ZM248 204V203H247ZM28 205L30 206V203H28ZM244 206V204H241V206ZM32 206H33V204H32ZM228 207H230L229 206V204H228ZM22 207H15L14 208V211H12V209H10V217H14V222L13 223H17V222H15L16 220H19V219H21L22 217H23V219H25V220H27V219H29L30 217H34L33 215H34V213H32V210H31V207L30 208H27L26 209V207L25 208H23V209H21ZM132 208V207H131ZM136 208V207H135ZM117 209H118V207H117ZM119 209H120V207H119ZM118 209V210H119ZM122 209V208H121ZM129 209V208H128ZM127 209V210H128ZM121 211V210H120ZM175 211V210H174ZM231 211H233V210H231ZM212 212V211H211ZM129 213V212H128ZM208 214L210 213L209 211L207 212ZM217 213V212H216ZM33 214V215H32ZM108 214V213H107ZM118 214H120V213H118ZM122 214V213H121ZM151 215V214H150ZM8 216V215H7ZM119 216V215H118ZM134 216V215H133ZM182 216V217H183ZM211 216V215H210ZM244 216V215H243ZM250 216V215H249ZM137 217H138V214H137ZM139 217H141V216H139ZM145 217V216H144ZM140 218V219H144L145 220V218ZM228 217H229V215H228ZM136 218V217H135ZM161 218V217H160ZM231 218V217H230ZM35 219H36V217H35ZM138 219V218H137ZM147 219V218H146ZM37 220V219H36ZM135 220V222L137 221L136 219H134ZM139 220V219H138ZM134 222V223H135ZM162 222V221H161ZM177 222V221H176ZM227 222H230V219H227L226 220V223ZM170 223V222H169ZM18 224V223H17ZM137 225V224H136ZM2 228H3V226H2ZM143 228V227H142ZM180 228H182V227H180ZM239 228V227H238ZM5 229V228H4ZM3 229V230H4ZM62 229V228H61ZM65 229V228H64ZM125 229V228H124ZM239 230H241V228H239ZM135 231V230H134ZM149 231V230H148ZM151 231V230H150ZM191 232V233H190ZM205 232V231H204ZM234 232V231H233ZM2 234V233H1ZM32 234V233H31ZM119 235V234H118ZM200 236V235H199ZM202 236H204L203 234H202ZM196 237V236H195ZM199 238V237H198ZM12 239V238H11ZM121 239V238H120ZM126 239V238H125ZM165 239V238H164ZM166 239H168V237L166 238ZM194 239H196V238H194V237H192L191 239H188V240H194ZM225 239V238H224ZM239 239H241V238H239ZM181 240V239H180ZM243 240V239H242ZM14 241V240H13ZM167 241V240H166ZM213 241V240H212ZM221 241V240H220ZM225 241V240H224ZM217 242V241H216ZM215 242V243H216ZM228 242V241H227ZM226 242V243H227ZM65 244H69V242L68 241H66L65 242ZM222 244V243H221ZM228 244H229V242H228ZM235 244H236V242H235ZM4 245V244H3ZM6 245V244H5ZM233 245V244H232ZM5 247V246H4ZM219 247H221V246H218V248H216V247H214L215 249H210L209 251H207L206 252V254L207 253H209L208 255H210L211 256V258L210 259H207V263L206 264H217V260L218 259H216L215 258V256H214V254L215 253H217L218 252V250L220 249ZM223 248V247H222ZM201 249V247H200V243H195V241H194V243H192L191 244V246H190V253L188 254V255H184V257L182 258L184 261H186V262H188V261H193V260H197V261H199V260H201V262H200V264H203V263H205V262H202V259H203V257H202V255L200 254L203 250H200ZM227 249V248H226ZM120 250V249H119ZM206 250V249H205ZM248 251V250H247ZM10 252V250L8 249L7 250V252L5 253L6 255H8V253ZM227 252V251H226ZM219 253V252H218ZM221 253H222V251H221ZM4 254V255H5ZM160 254H162V253H160V252H156L155 253V257H158V256H160ZM202 254H204V253H202ZM223 254H225L224 252H223ZM225 255H227V253L225 254ZM99 256V255H98ZM153 256V257H154ZM165 256V255H164ZM163 256V258H160V259H165L166 257H164ZM17 257V256H16ZM182 257V255L180 254V258ZM179 258V257H178ZM208 258V257H207ZM225 258V257H224ZM227 258V257H226ZM229 258H230V256H229ZM98 259V258H97ZM109 259V258H108ZM19 260V259H18ZM54 261H56V260H54ZM171 261V260H170Z\"/></svg>",
  "mask_w": 264,
  "mask_h": 264
},
{
  "label": "flooded vegetation",
  "instance_id": "flooded-vegetation-1",
  "mask_svg": "<svg viewBox=\"0 0 264 264\" xmlns=\"http://www.w3.org/2000/svg\"><path fill=\"white\" fill-rule=\"evenodd\" d=\"M94 28H95V27H94ZM94 28H90L89 30H90V32H92V34H97V33H95L94 31H92ZM52 29H56V28L51 27L50 29L45 30L46 33L49 34V35H48L49 37H51L50 30H52ZM55 31H56V34H57V29H56ZM44 33H45V32H44ZM56 34H55V36H54V40L56 39ZM49 37H48V38H49ZM52 38H53V35H52ZM67 44H68V43H67Z\"/></svg>",
  "mask_w": 264,
  "mask_h": 264
}]
</instances>
